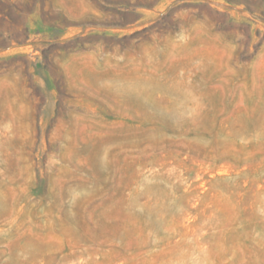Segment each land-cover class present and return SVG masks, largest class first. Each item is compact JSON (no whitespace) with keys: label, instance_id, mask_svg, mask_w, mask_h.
<instances>
[{"label":"rangeland","instance_id":"1","mask_svg":"<svg viewBox=\"0 0 264 264\" xmlns=\"http://www.w3.org/2000/svg\"><path fill=\"white\" fill-rule=\"evenodd\" d=\"M0 264H264V0H0Z\"/></svg>","mask_w":264,"mask_h":264}]
</instances>
